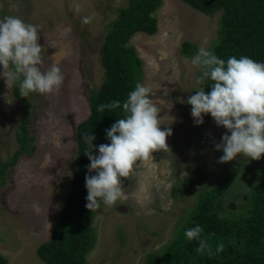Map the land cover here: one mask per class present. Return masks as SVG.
<instances>
[{"label": "rangeland", "instance_id": "rangeland-1", "mask_svg": "<svg viewBox=\"0 0 264 264\" xmlns=\"http://www.w3.org/2000/svg\"><path fill=\"white\" fill-rule=\"evenodd\" d=\"M126 4L127 0H0V19L19 17L38 26L42 70L56 65L64 77L59 91L29 94L28 128L35 148L17 159L0 185V255L7 258L6 264H46L36 249L49 240L69 190L76 167L75 127L88 115L89 95L104 78L100 46L107 25ZM153 14L157 32H137L130 43L142 59L139 83L151 89L161 130H172L169 149L154 152L147 162H138L128 178H121L123 197L115 205L101 202L92 217L96 239L85 264H145L149 253L172 240L203 189L226 180V205L235 209L256 179L255 168L264 164V155L254 160L242 154L219 162L224 153L216 145L231 133L210 113L204 114L203 124H196L192 106L186 103L202 84L196 83L199 67L191 64L197 54L191 59L182 55L181 45L189 41L208 49L217 37L221 11L206 14L182 0H163ZM85 16L92 17L91 23L82 24ZM22 114L20 101L0 75V160L9 159L18 148L15 131Z\"/></svg>", "mask_w": 264, "mask_h": 264}, {"label": "trees", "instance_id": "trees-1", "mask_svg": "<svg viewBox=\"0 0 264 264\" xmlns=\"http://www.w3.org/2000/svg\"><path fill=\"white\" fill-rule=\"evenodd\" d=\"M162 1L127 0L125 6L118 8L117 17L107 25L100 46L104 78L98 89L89 95L88 115L75 127L76 167L70 187L49 240L36 249L46 264H85L86 254L95 242L96 232L91 221L97 209L91 211L85 206L88 195L85 178L90 165L86 152L92 150V154L98 156V146L111 143L106 130L127 115L123 111V103L140 82L143 72L142 59L130 40L137 32L148 35L157 32V19L153 13ZM182 1L206 14L221 11L217 37L208 48L218 58L226 63L232 56L237 59L246 56L264 63V0ZM198 51L192 42L185 41L181 45L182 55L190 59ZM198 75H202L200 68ZM213 83L210 78L206 79L201 90L210 93ZM19 84L20 81H16L12 86V95L20 101L23 110L15 131L18 148L9 159L0 160V185L5 183L8 169L16 164L17 159L35 148L28 128L29 96H20ZM113 101H119L120 107L97 111L100 104L107 105ZM91 133L96 137L92 142L94 148L83 140L85 134ZM254 176L256 179L249 184L246 198H239L235 209L226 205V180L203 189L182 222L177 224L172 240L159 251L149 253L145 264H264V164L255 168ZM197 225L203 229L201 239L208 242L214 253L211 256L207 250L203 254L198 253V240H188L185 236L186 230ZM219 244H223V252H216ZM6 263L7 258L0 255V264Z\"/></svg>", "mask_w": 264, "mask_h": 264}, {"label": "clouds", "instance_id": "clouds-1", "mask_svg": "<svg viewBox=\"0 0 264 264\" xmlns=\"http://www.w3.org/2000/svg\"><path fill=\"white\" fill-rule=\"evenodd\" d=\"M75 11H80L79 4L75 5ZM91 20V16H85L81 22L87 25ZM38 33V26L19 17L0 19V65L3 66L0 75L5 78L8 89L20 81L21 97L27 98L33 92L50 94L59 91L64 80L56 65L42 70ZM191 64L202 72L197 84H203L209 78L214 82L210 93L198 90L186 101L192 106L195 123L203 124L204 114L210 113L218 126L231 133L223 135L222 143L216 145L217 150L222 149L224 153L219 162L232 161L238 154L259 160L264 155V63L246 56L239 59L232 56L225 63L212 51L201 47ZM150 92V88L137 83L122 106L127 115L106 130L111 143L99 145L98 156L93 155L92 150L86 152L90 165L85 178L88 192L85 206L89 210L99 208L101 202L107 206L115 205L123 197L121 178H128L138 162H147L154 152L169 149L167 138L172 135V130H161L159 109L150 99ZM119 107L120 102L113 101L100 104L97 111ZM95 139L92 133L83 136L84 142L93 148ZM92 172L97 174L92 175ZM202 231L197 225L186 230L185 236L188 240H198V253L207 250L211 256L214 253L208 242L201 239ZM223 251V244L217 245L216 252Z\"/></svg>", "mask_w": 264, "mask_h": 264}, {"label": "water", "instance_id": "water-1", "mask_svg": "<svg viewBox=\"0 0 264 264\" xmlns=\"http://www.w3.org/2000/svg\"><path fill=\"white\" fill-rule=\"evenodd\" d=\"M143 33V32H142ZM144 34H146V33H144ZM146 35H148V34H146ZM149 36V35H148Z\"/></svg>", "mask_w": 264, "mask_h": 264}]
</instances>
